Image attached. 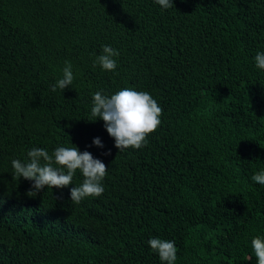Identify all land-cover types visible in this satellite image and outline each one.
I'll return each instance as SVG.
<instances>
[{"label": "trees", "instance_id": "obj_1", "mask_svg": "<svg viewBox=\"0 0 264 264\" xmlns=\"http://www.w3.org/2000/svg\"><path fill=\"white\" fill-rule=\"evenodd\" d=\"M0 264H264V0H0Z\"/></svg>", "mask_w": 264, "mask_h": 264}]
</instances>
